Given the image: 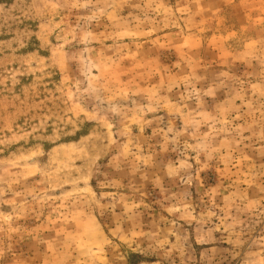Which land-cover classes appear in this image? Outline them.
Instances as JSON below:
<instances>
[{
    "label": "rangeland",
    "instance_id": "rangeland-1",
    "mask_svg": "<svg viewBox=\"0 0 264 264\" xmlns=\"http://www.w3.org/2000/svg\"><path fill=\"white\" fill-rule=\"evenodd\" d=\"M0 264H264V0H0Z\"/></svg>",
    "mask_w": 264,
    "mask_h": 264
}]
</instances>
